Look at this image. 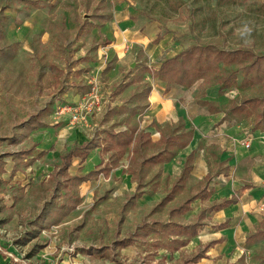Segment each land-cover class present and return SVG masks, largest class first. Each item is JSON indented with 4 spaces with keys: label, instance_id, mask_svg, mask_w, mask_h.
<instances>
[{
    "label": "rangeland",
    "instance_id": "1",
    "mask_svg": "<svg viewBox=\"0 0 264 264\" xmlns=\"http://www.w3.org/2000/svg\"><path fill=\"white\" fill-rule=\"evenodd\" d=\"M123 3L154 20L160 33L168 34L166 42L171 47L168 52L171 57L195 45L245 51L246 54L230 63L214 62L213 69L189 88L202 106L197 114H208L209 107L216 111L211 113L212 130L220 124L218 117L232 115L233 101L259 98L255 106L251 103L238 110L233 122L255 131L258 114L264 109V0H124ZM114 12V0H0V250L7 252L15 247L20 260L26 262L13 258L14 263L51 264L44 260L48 255L54 257V264H65L75 257L82 261L86 260L83 257H89L98 264L128 262L120 254L116 241L129 235L143 220L184 222L181 213L171 209L200 194L206 186L204 180L187 177L173 198L161 204L176 180L175 168L167 171L163 156L143 167L140 177L147 193L127 206L124 203L136 184L122 183L116 176L113 181L112 172L117 168L110 172L109 178L100 175L96 181L71 185L68 189L54 188L50 176L60 165L61 154L74 144L71 130L79 129L77 143L96 139L104 145L106 139H111L108 133L114 129L126 130L124 125L146 123V99L150 81L155 78L150 69L160 67L164 58H170L166 53L159 56L154 53L156 47L161 49V44L156 46L163 37L160 33L148 46L152 49L150 54L141 45L121 47L110 59L99 53L109 42L102 36L98 38L97 28L112 18ZM107 65L111 66L109 71L105 70ZM225 79H229L228 87L224 86ZM94 87L96 97L90 95ZM212 87L219 90L218 100L203 104L207 89ZM86 93L89 94L84 101L83 120L73 123L69 108H77ZM78 94L82 97L76 103ZM156 128L167 135L185 129L181 121L156 124ZM204 131L209 132L210 127L206 125ZM152 135L155 140L161 137L155 130ZM249 136L239 142L247 145ZM202 139L198 149L207 148L214 158L210 171L214 174L226 170V162L218 160V147ZM145 143L139 145L136 153L139 159L163 147ZM99 149L102 157L108 159L111 152L96 148ZM186 150H179L174 160L178 161ZM120 162L128 172L129 159L125 157ZM69 170L72 174L79 170L77 175L87 173L77 161ZM212 204L209 199L203 201L201 212ZM124 213L125 220L128 213L135 215L127 220V226L119 223ZM244 237L240 242L241 258L220 264H263L264 235ZM152 238L159 239L166 248L155 252L157 242H152ZM171 239L155 233L134 244L149 251L152 264H178L196 250L195 236L175 260L178 253ZM38 255L41 260L36 261Z\"/></svg>",
    "mask_w": 264,
    "mask_h": 264
},
{
    "label": "crops",
    "instance_id": "2",
    "mask_svg": "<svg viewBox=\"0 0 264 264\" xmlns=\"http://www.w3.org/2000/svg\"><path fill=\"white\" fill-rule=\"evenodd\" d=\"M123 1L124 0H114L115 3L114 16L112 18L106 19L97 28L98 38L102 36L104 40H108L109 42V44L103 45L102 48H100L99 50V53L103 55L106 54L107 55L106 57H108V59L115 56L118 53V51L121 49V47L124 46L131 48L132 46L135 45H141L148 52V54H150V51L152 49H149L148 46L155 38L158 37V34L161 32L159 25H157V23L154 20H151L148 17L142 15L140 11L130 6L129 4L128 6H125ZM160 34L163 37L160 39V43L155 45L158 46L161 44V49H156L157 48L156 47L154 49L155 55L159 56L162 53H166L167 57L173 58L174 56H176L177 54H179L181 51L184 50L183 49L179 53H176V55L174 54V56L172 55L173 57L169 56L168 52L171 51V47L166 42L168 40V36H167L168 34L165 35L163 33ZM167 59L169 58H164L162 60V63ZM110 69L111 66L109 65L105 67V70L107 71H109ZM130 86L132 87L134 86V84H131ZM149 86H150L149 93L146 99L147 107L144 116L147 122L144 124L140 123L138 126L124 125V127L127 128L126 130H124L123 127H120L119 129L118 128H116V130L114 129V131L131 132V129L137 128L138 131L140 130L150 134L152 140L154 141L153 143L155 145L161 144L163 146L161 147V149H164V147H166L165 146L166 144L162 142L163 140L162 136L166 137L173 135L174 133H181L183 131L188 132L190 130L192 131V135L187 146L183 148L175 147V150H177L175 156H173L170 159H166L167 156L165 154L163 155L166 156L165 160H163V162L167 164L166 170L171 171L172 168H175L173 170L176 179L181 175L183 167L187 161V158L192 152H194V156L191 162L192 169L187 177H189L190 180L191 179L204 180L206 182L205 176L208 173L212 175V178L208 182H206V186L204 187V189H207V191L209 192V195L205 199H202L201 197L196 198L190 204L189 209H187L186 211L182 213L178 211L186 219L184 222H180V223L187 224V223H193L195 221H201L203 223V225L199 228L197 235H195L198 238L195 242L196 250L194 252L192 250L191 255L189 257L194 255L198 250L203 249L204 246L207 245L208 243L212 241H216L212 246H210L206 250L207 257H203L197 262H189V264H220V262L226 260H232V259L235 261L239 260L243 254V248L240 246V242L243 239L242 236L244 235L245 236L244 239H247L246 237L247 234H252L257 236L264 235V131L261 129H257L254 132L248 131L247 128L241 127L238 123L237 124L233 123L237 118L220 122L225 115L224 116L220 115L221 117H218L217 120H219L218 122L220 124L219 126H216L214 124L215 126L214 129L212 130L213 126H210L209 124L211 123L210 121L212 116L211 113L214 114L216 111L211 112L209 109H206L208 114L206 115L197 114L198 110H202V106L198 104L195 95L192 93V90L189 88L191 86H185L182 84L172 83V82L170 83L167 80L159 79L156 77L151 79ZM219 95H220L219 90L216 89L215 87L208 88L206 91V96L203 97L205 99V102H203V104L206 102H209V104H214V101L218 100L217 96ZM81 97L82 95L78 94V101H76V103L80 101ZM58 102L60 101L58 100ZM230 120L233 121L231 122ZM180 121L182 122V124H184V128H185V129L182 128L181 131L176 130L170 135H167L162 130H161L162 133L157 131L158 128H156V124L157 126L165 125V124L171 125L174 123H178ZM153 122H156V124H153ZM206 125L210 127V131L209 132L206 131L207 133L204 131V127ZM78 130H79L78 127L71 130L72 135L74 137L71 143L74 144L69 145L67 150H69L72 146H74L77 143L75 142V138L78 133ZM154 130L156 131V133H158L159 136H161L160 139L155 140L153 138L152 131L154 132ZM248 135H250L248 142L249 147H247L246 144L245 146H243L239 142V140H241L240 138L248 137ZM186 137L187 136H185V138ZM202 138H204L205 140L204 142L206 144L209 145L214 144L216 148L218 147L217 151L220 157V159L218 160L221 162H226L227 164L226 170L217 171L214 174L210 171V166L214 165L213 162L214 158L211 154H209L207 148H203L202 150L198 149L199 141L203 140ZM145 142L142 141L141 143H139L138 146L136 147L137 150L134 149L135 143H133V145H131L127 149L126 153L115 165H112L110 160V156L114 152V150H105L104 145H101L99 147H101L102 150L104 151L111 152L108 159L103 158L101 154V149L97 151L96 148L99 147H96L89 153L86 160H82V158L79 156L73 157L72 164L75 161L79 162V167L82 168V171L87 172L86 174L94 170L100 164H102L103 166L111 165L112 168L109 171V177H111L110 172L114 168H117L116 172H112L113 181H116L115 180L116 179L115 176H116L119 180H121L122 183L124 182L126 184H130L131 186H134L133 184H136L134 191L136 192L137 181L133 179V174L130 172V169L133 164L132 157H138L136 153L139 152V145H143L144 143L153 144L151 142H147V141ZM78 144H82V143H78ZM171 147L174 146H169L168 148ZM179 150L180 151L186 150V153L181 157H178V161H175L174 158L178 155ZM206 150H207V154H204ZM157 151H155L154 153H156ZM125 157L129 159V163L127 165L130 166V169L128 170V172H126L123 168L125 165L123 164L120 165L121 164L120 161H122ZM72 164L69 167V169L72 167ZM260 165H261V169H259ZM77 172H79V170L75 171V174H72L73 172L69 170V173L71 175H77L76 174ZM90 180L96 181L97 179H88L83 182ZM246 182L248 184H246ZM204 189H202V191ZM144 191L145 193L142 196H144L147 193L145 187H144ZM134 192H132L131 194H133ZM233 196L237 197V202L228 204L227 206H224L220 209L211 210V211L209 210L214 203L221 202L223 199H228ZM207 199H209L210 202H213V204L209 207V209L206 212L205 211L201 212L203 201ZM197 200L198 202L195 203L196 205L195 206L194 202ZM133 216H135L134 213H128L127 218L125 220V213H124V220L122 223L120 222L119 223L121 225L123 224L127 226V220L128 221L131 220ZM196 217L198 219L194 220V218ZM144 221H147L148 223H152V221L155 220L152 221L143 220L142 222ZM171 221H175V220L169 219L167 221H162V222L169 223ZM226 222L227 224L224 227H219V225ZM201 232L203 233V237H201ZM151 234H155V233H151ZM157 234H162V233L157 232ZM162 235L165 238L164 234ZM171 237L174 239L173 236ZM193 237H190L187 244L185 245H180L179 242L177 243L173 242L175 244L173 249L178 253V256L176 257L175 260H178L182 256L183 250H185L191 244L192 241L191 239H193ZM169 238L167 239L169 240ZM186 238L187 237L185 236L179 237L180 240ZM151 240L154 243L155 242L158 243V244L155 243V248H154L155 252H157L159 248H166L165 246L161 245L159 239L152 238ZM120 248H121L120 254H123V256H125V258L128 260V262H124L123 264H127L130 262H135L137 264H152L149 263L153 261V259H151L150 257L152 255H149L150 254L149 251L145 250L143 247L138 246V244H132ZM13 249H9L7 252H4L5 250L3 251L0 250V264L14 263V261L12 260L13 258H11L8 255V253L10 252L18 255L19 257L21 256L20 253L17 252L18 250L15 247H13ZM2 253L3 254L7 253V256H4ZM155 255L153 254V256ZM165 255L166 254L164 253L163 257ZM40 256L41 255L35 257V260L36 261L41 260ZM189 257H184V260ZM53 258L54 257L51 255L44 256V260H46L45 262L51 264H54ZM83 259L86 260L82 261L75 257L73 259L68 260V262H66L65 264H98L92 262L89 257H83ZM103 260L107 261L108 263L114 262V261H110L109 259H103ZM184 260H180L178 264H181ZM22 261L23 260H20L19 262L20 263L26 262L25 260L23 262Z\"/></svg>",
    "mask_w": 264,
    "mask_h": 264
},
{
    "label": "trees",
    "instance_id": "3",
    "mask_svg": "<svg viewBox=\"0 0 264 264\" xmlns=\"http://www.w3.org/2000/svg\"><path fill=\"white\" fill-rule=\"evenodd\" d=\"M246 54L245 51L240 49L237 50H225V49H216L211 45H195L189 46L188 48L181 51L179 54L174 56L173 58H169L165 60L160 67L158 68H151V73L154 77L159 79L167 80L170 83H178L185 86H191L194 81L199 78L205 77L206 73L213 69L212 64L219 60H224L225 63H230L233 60L238 59L240 56ZM229 79H225L226 83L224 86L228 87ZM224 81V80H222ZM221 83V81H218ZM222 89V87H221ZM260 101L259 98H250L243 102L237 103L233 101L231 103V116L225 115L220 122L225 120L237 118L236 113L238 110H244L247 108L249 104H253L255 106ZM206 102L204 104H207ZM210 111H212L211 107ZM258 119L256 121V125L254 127L255 130L261 129L264 131V109L258 114ZM137 134V135H136ZM192 135V131L188 132H181V133H174L170 136H162V142L166 144L164 149L158 150L156 153L151 154L150 156L142 157L139 159L138 157H132L133 164L130 169V172L133 174V179L137 181V189L136 192L129 195L127 197V203H124V206L131 201L136 200L137 198L141 197L144 191V184L141 180L143 174V167L146 166L148 163L152 161H157L162 158L165 154L167 156L166 159H170L176 155L177 150L169 149V146H174L176 148H183L187 146L190 141ZM147 136V137H146ZM185 136H187L185 138ZM108 137L111 139L104 141V149L105 150H114V152L110 156L111 164L115 165L122 156L126 153L127 149L135 143L134 149L138 146L139 143L142 141H147L153 143L150 134L145 133L143 131H138L137 128L131 129V132H109ZM146 139V140H144ZM154 144V143H153ZM101 146L99 141L96 139H90L82 144L76 143L72 146L69 150L65 151L61 154V163L56 167L54 172L50 177L54 181V188L59 189L60 187L68 189L71 185H79L85 180L88 179H98L100 175H104L105 177H109V171L111 170V165H98L94 170L89 172L85 175H71L69 173V167L72 164L73 157L79 156L82 160H86L89 153L95 149L96 147ZM137 150V149H136ZM194 156V152H192L183 167L181 175L174 181L173 186L171 187L170 192L162 199L161 204L171 200L173 198V194L177 187L182 183L187 176L189 175L192 169V159ZM219 174V173H218ZM212 178V175L208 173L205 176L206 182H208ZM209 195L207 189L201 191L200 194L194 195L188 199H186L183 203L179 206L174 207L172 211H180L181 213L189 209L190 204L198 197L205 199ZM237 202V197L233 196L228 199H223L221 202L214 203L210 207L211 210L220 209L228 204ZM119 222L122 223L124 220V215L120 216ZM201 217V216H200ZM226 223L219 225V227H224ZM203 225L201 221H195L193 223H180L177 221H171L169 223H164L160 221H152V223H148L147 221L142 222L140 225L137 226L136 230L131 232L129 235L116 241V245L123 247L129 246L136 243L139 239L144 236H147L151 233H162L165 237L169 238L171 236L174 237L171 242L177 243L179 242L180 245L187 244L190 237L197 235L199 228ZM180 236L187 237L186 239L180 240ZM216 241H212L204 246L203 249L198 250L194 255L189 258H186L181 264H189V262H197L203 257H207L206 250L212 246ZM158 244V243H157ZM159 246V245H157ZM177 248V247H176ZM37 251V250H36ZM110 254V253H108ZM110 258V255H108ZM20 264V263H14ZM123 264V263H121ZM127 264H137L135 262H130Z\"/></svg>",
    "mask_w": 264,
    "mask_h": 264
},
{
    "label": "built area",
    "instance_id": "4",
    "mask_svg": "<svg viewBox=\"0 0 264 264\" xmlns=\"http://www.w3.org/2000/svg\"><path fill=\"white\" fill-rule=\"evenodd\" d=\"M96 90H97V88L94 87V88H93V91H91L90 95L96 97ZM88 94H89V93H86V94L83 95V97H82V102H81V104H80L77 108H75V107H73V106L69 108V110H71V121H72L73 123H75V122H79L80 120H83V117H82L81 114H82L83 108L86 107L84 101L87 99V95H88ZM64 109H65V107H64ZM64 109H63V110H64ZM246 146L249 147V144L247 143ZM8 255H9L11 258H15L16 260H20V257H19V256L17 257V256H16L14 253H12V252L8 253Z\"/></svg>",
    "mask_w": 264,
    "mask_h": 264
}]
</instances>
